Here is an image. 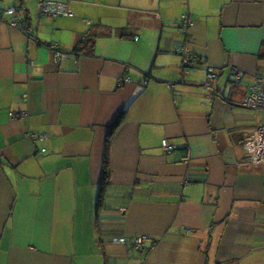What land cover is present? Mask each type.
Wrapping results in <instances>:
<instances>
[{"label": "crops", "instance_id": "crops-1", "mask_svg": "<svg viewBox=\"0 0 264 264\" xmlns=\"http://www.w3.org/2000/svg\"><path fill=\"white\" fill-rule=\"evenodd\" d=\"M38 1L0 0L32 29L0 19V264H264V161L241 146L264 0Z\"/></svg>", "mask_w": 264, "mask_h": 264}, {"label": "built area", "instance_id": "built-area-1", "mask_svg": "<svg viewBox=\"0 0 264 264\" xmlns=\"http://www.w3.org/2000/svg\"><path fill=\"white\" fill-rule=\"evenodd\" d=\"M38 14L42 16H58V15H72V12L67 9L64 3H59L52 0H39L37 3ZM10 15V24L19 28L26 36H32V29L25 24V18L21 15L17 6H10L0 10V19L5 15ZM193 24V20L188 12H184L180 16L179 26L182 31H186ZM138 35H133V39L137 40ZM182 58V69L187 71L188 65L191 63V55L189 49L185 45H179L177 48ZM74 53L66 52L60 49L54 50V58L57 62L65 57H73ZM228 74L232 75L235 79L240 78L241 74L236 67H229ZM216 75L214 67H207L206 69V81L204 86L207 87L212 93H218L216 88L212 86L211 81ZM125 80H129L126 77ZM25 98V96H23ZM246 112L244 119L245 136L242 141V148L248 155L249 162L260 163L264 161V75L257 76L255 80L250 84L248 92L243 98L241 103ZM9 115L11 117L23 118L26 115L25 110H10ZM31 139H42L47 136L46 133H38L29 131L27 133ZM161 148L165 152H171L174 150V144L170 143L167 139L161 140ZM184 232H187L186 227L183 228ZM179 235V233H176ZM146 234H140L133 238V246L135 248H141L143 241L147 239ZM111 242L114 244H125V237H113Z\"/></svg>", "mask_w": 264, "mask_h": 264}, {"label": "trees", "instance_id": "trees-1", "mask_svg": "<svg viewBox=\"0 0 264 264\" xmlns=\"http://www.w3.org/2000/svg\"><path fill=\"white\" fill-rule=\"evenodd\" d=\"M96 36H97V33H95V32L88 33L86 35L84 41L93 44L94 37H96ZM85 42H83V43H85ZM107 176H108V171L104 167V170L102 171V183L105 181V179H107Z\"/></svg>", "mask_w": 264, "mask_h": 264}]
</instances>
